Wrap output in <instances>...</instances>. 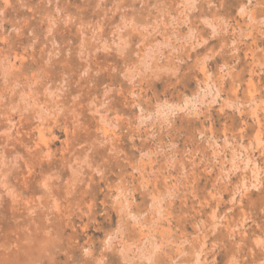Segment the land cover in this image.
Listing matches in <instances>:
<instances>
[{
	"label": "rangeland",
	"instance_id": "1",
	"mask_svg": "<svg viewBox=\"0 0 264 264\" xmlns=\"http://www.w3.org/2000/svg\"><path fill=\"white\" fill-rule=\"evenodd\" d=\"M0 264H264V0H0Z\"/></svg>",
	"mask_w": 264,
	"mask_h": 264
},
{
	"label": "bare ground",
	"instance_id": "2",
	"mask_svg": "<svg viewBox=\"0 0 264 264\" xmlns=\"http://www.w3.org/2000/svg\"><path fill=\"white\" fill-rule=\"evenodd\" d=\"M193 1H194V0H193ZM213 25H214V24H213ZM150 59H151V58H150ZM208 87H209V86H208ZM201 89H202V88H201ZM204 89H205V87H204ZM205 90H206V89H205ZM202 91H203V90H202ZM204 92H205V91H204ZM208 93H209V90H208ZM210 93H211V92H210ZM205 94H206V93H205ZM196 101H198V100H196ZM163 108H164V107H163ZM162 110H163V109H162ZM161 113L164 114V115H167V112L164 111V110H163ZM255 113H256V112H255ZM255 115L257 116V114H255ZM167 118H168V117H167ZM234 152H235V151H234ZM230 154H231V153H230ZM245 155H246V154H245ZM240 156H241V154H240ZM241 157H242V156H241ZM239 158H240V157H239L238 154H236V153L233 154V155L231 154V163H232V166H234V167H238V166L236 165V163H237L236 161H237ZM241 160H242V158H241ZM241 160H240V161H241ZM243 160H245V164H246V166H248V164H249V160H250L249 157H246V158H245V156H244ZM253 165L256 166L255 163H253ZM256 170H257V169L254 167V169H252V173H253V175L258 176V173H257ZM250 171H251V170H250ZM255 176H254V177H255ZM141 255H142V254H141Z\"/></svg>",
	"mask_w": 264,
	"mask_h": 264
}]
</instances>
